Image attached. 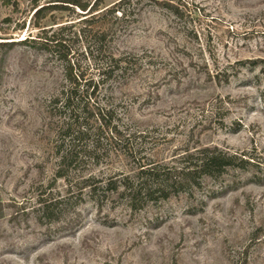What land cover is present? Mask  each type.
<instances>
[{
	"label": "rangeland",
	"instance_id": "obj_1",
	"mask_svg": "<svg viewBox=\"0 0 264 264\" xmlns=\"http://www.w3.org/2000/svg\"><path fill=\"white\" fill-rule=\"evenodd\" d=\"M169 1L178 15L128 0L125 17L76 9L39 21L30 1L18 11L0 5V42H17L0 47V264H264V0ZM42 29L62 33L98 77L110 55L124 60L99 101L115 109L129 155L124 140H104L97 165L55 177L49 105L64 86L63 64L20 43ZM202 148L247 164L137 211L106 189ZM89 178L94 199L83 188Z\"/></svg>",
	"mask_w": 264,
	"mask_h": 264
},
{
	"label": "trees",
	"instance_id": "obj_2",
	"mask_svg": "<svg viewBox=\"0 0 264 264\" xmlns=\"http://www.w3.org/2000/svg\"><path fill=\"white\" fill-rule=\"evenodd\" d=\"M22 1L31 2L35 8L34 16L38 21L53 11H74L76 9L91 18L105 12L106 15H116L120 12L121 17H125L126 10L120 11V5L128 2V0H122L117 3L119 6L115 4L108 9H101L106 0H52L44 5H40L42 0H0V5L18 11ZM147 1L179 14V8L169 0ZM87 20L84 21L88 22ZM7 22H10V19H7ZM42 32L40 36H29L20 43L48 51L63 64L64 86L50 100L49 105L52 116L58 120L55 130L57 144L54 147L55 177L66 180L70 173L76 174L90 162H95L97 165L99 148L104 140L108 141L110 146L122 143L124 140L121 152L129 155V138H125L120 129L115 109L99 101L104 86L122 71L121 64L124 60L110 55L108 60L103 61L102 66L100 65L102 68L96 71L99 74L98 77L90 71L89 67H83L82 63L75 59L74 55L72 56V51L67 50L66 39L62 33L50 35L46 29H42ZM102 37L105 39L106 34H102ZM15 44L17 42H0V47L10 51L16 46ZM238 161L247 164L239 159L238 155H232L219 148H202L183 155L179 166L166 167L152 163L142 165L138 168L134 178L111 180L106 189L119 194L131 210L137 211L149 203L168 200L172 195L187 192L191 187H198L204 178L215 179L227 168L235 166ZM94 180V178H89L83 181L85 184L83 188H90L89 193L93 199L98 191ZM39 204L40 208L45 209L43 213L45 217L47 216L48 221H51L52 211H49V206L44 201H40Z\"/></svg>",
	"mask_w": 264,
	"mask_h": 264
}]
</instances>
